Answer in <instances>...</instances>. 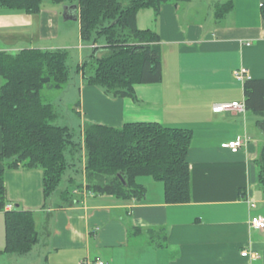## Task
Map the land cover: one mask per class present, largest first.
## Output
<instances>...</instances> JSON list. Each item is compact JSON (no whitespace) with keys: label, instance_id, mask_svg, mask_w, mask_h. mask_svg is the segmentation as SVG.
<instances>
[{"label":"crops","instance_id":"1","mask_svg":"<svg viewBox=\"0 0 264 264\" xmlns=\"http://www.w3.org/2000/svg\"><path fill=\"white\" fill-rule=\"evenodd\" d=\"M238 1L233 0V10L221 20L206 6L204 22L192 21L186 10L181 19L178 4H162L158 12L140 9L138 28L154 30L160 38L161 80L135 84L132 96L118 98L90 86L78 70L75 78L80 93L75 111L83 123L120 127L126 122H157L191 131L189 201L166 203L163 182L149 175L136 178L145 188L140 199L94 194L81 185L82 172L81 184L68 195L66 185L59 187L47 206L41 167L4 168L9 204L44 203L36 211L38 217L32 211L39 233L32 249L23 256L3 252L2 229L0 258L9 264H264V228L253 229L249 223L252 216H264V192L257 178L264 132L252 126L261 117L249 111L212 110L214 103L244 99L243 83L233 77L235 69L244 67L250 79H264V0L246 1L252 20L244 23L238 20ZM59 9L42 6L28 13L0 6V51L73 47ZM76 13L79 26L78 9ZM78 41L77 65L90 47L82 44L80 34ZM237 136L247 139L237 152L221 146ZM67 182L73 180L68 177ZM135 227L143 232L133 234ZM150 229L160 232L156 239L161 245L150 243ZM242 249L257 256L243 257Z\"/></svg>","mask_w":264,"mask_h":264},{"label":"trees","instance_id":"2","mask_svg":"<svg viewBox=\"0 0 264 264\" xmlns=\"http://www.w3.org/2000/svg\"><path fill=\"white\" fill-rule=\"evenodd\" d=\"M188 1L76 0L81 41L95 44L103 37V45L92 48L90 56L77 65L87 84L119 98L132 96L135 84L159 83L160 38L154 30L138 28L137 12L144 8L158 12L162 4ZM0 6L36 13L41 0H0ZM233 7V0L217 3L215 19L221 20ZM260 13L264 20V1ZM66 62L63 49L26 48L14 54L0 51V210L6 205L4 168L41 167L43 196L48 199L59 190L66 172L67 147L80 146L71 139L68 126L54 124L59 113L53 104L43 100L41 91L65 85L69 72ZM243 92L246 111L264 120V79L245 80ZM190 143L188 128L157 122H126L120 127L85 123V182L81 185L94 194L140 199L145 188L136 178L149 175L163 182L166 203L187 202ZM257 164V178L264 192V153ZM4 216L3 252L27 254L38 240L33 212L14 207L4 211ZM141 232L139 227L133 228V234ZM159 233L153 229L146 232L150 243L161 245L156 239ZM164 237L162 234V241Z\"/></svg>","mask_w":264,"mask_h":264},{"label":"rangeland","instance_id":"3","mask_svg":"<svg viewBox=\"0 0 264 264\" xmlns=\"http://www.w3.org/2000/svg\"><path fill=\"white\" fill-rule=\"evenodd\" d=\"M247 0H239L238 4L235 5V8L238 9V20L240 22H247L252 20V17L246 13V3ZM216 0H191L190 2H177L178 5H180L178 11H179V16L182 19L183 14L186 10V15L190 16L193 20H201L202 22L205 21V18L207 16L206 13V6L210 8V13L211 15H214V10H215V3ZM76 4V0H65L63 2H56L53 0H41V7L44 6H50V7H58L60 8V14L62 16L63 14V7ZM189 5V6H187ZM200 8L199 12H195L196 8ZM150 10H153L150 8ZM209 15V16H211ZM210 18V17H209ZM63 17L61 18V23L64 25V27H67L68 34L72 36V44L74 45L68 50H64L67 53V65H68V79L65 85L58 89V90H53V89H47L44 88L42 91L43 93V100L47 103L53 104L56 110L59 113V117L53 121L54 124L57 125H66L70 128L71 131V139L78 143L80 146L78 148V145L76 146H68L66 151H65V158L67 160V169L65 170L66 172L64 173L63 180L61 181L59 187L61 188L62 186L66 185L67 187V195L70 193L71 188L74 185L81 184L82 182V172L84 174V164H85V155H84V144H83V134H84V126L85 123L81 121V119L78 117L76 111H75V105L78 103L79 100V84L78 82L75 81V78L77 77L78 71H77V56H78V49H76L77 44L80 42L78 41V34H79V26H78V21H73V20H67L66 22H63ZM83 45H90L89 49H84V57L85 55H89L91 53L90 48H95L99 45H103V37H100L95 44H89V43H83ZM11 54H14L15 52H9ZM91 72V71H89ZM1 79V78H0ZM249 116L253 117L251 113H248ZM85 122L87 120H84ZM87 123V122H86ZM253 128H255V123L252 122ZM73 147V148H71ZM85 175V174H84ZM70 177L73 182L68 183L67 179ZM14 193L21 194L24 196L23 192L13 189ZM28 193V192H27ZM22 198V197H21ZM6 204L10 203L9 199L5 196L4 198ZM18 203L19 209H29L34 212V214L38 217V213L36 212L38 208H41V205H36L37 207H31V205H26L23 202H16ZM14 201L11 203L13 206L16 204ZM53 203V202H52ZM29 204V203H27ZM45 205H50L49 198L45 199ZM4 214H0V231L3 229L4 231ZM37 227V225H36ZM38 229V228H37ZM38 231V230H37ZM39 237V233H38ZM37 241V240H36ZM5 245V243H4ZM4 247V246H3ZM0 264H9V261H6V259L0 258Z\"/></svg>","mask_w":264,"mask_h":264},{"label":"built area","instance_id":"4","mask_svg":"<svg viewBox=\"0 0 264 264\" xmlns=\"http://www.w3.org/2000/svg\"><path fill=\"white\" fill-rule=\"evenodd\" d=\"M246 45H249V43H246ZM233 77L234 79H236L237 81L243 83L245 80L250 79V75L248 73V70L245 69L244 67H240V69H235L233 71ZM212 110L215 112H221V111H235V112H241V113H245L246 112V106H245V102L244 99L240 100V101H231V102H223V103H214L212 105ZM247 141V139L244 136H237L232 140H229L225 143H223L221 146L224 148H227L230 150V152H237L239 150V148L245 144V142ZM84 192L85 188H84ZM14 206L12 204H6L3 209L5 211L11 210L13 209ZM250 221V226L253 229H263L264 228V216H252L251 218H249ZM240 255L243 257H251V258H255L257 256V253H255L254 251H249L247 249H242L240 252ZM95 264H104L101 261L96 262Z\"/></svg>","mask_w":264,"mask_h":264},{"label":"water","instance_id":"5","mask_svg":"<svg viewBox=\"0 0 264 264\" xmlns=\"http://www.w3.org/2000/svg\"><path fill=\"white\" fill-rule=\"evenodd\" d=\"M77 9H78L77 4L64 6L63 7V14H62L63 20L64 21H67V20H74L75 21V20H77V13H76ZM256 126L259 130L264 132V120L258 121Z\"/></svg>","mask_w":264,"mask_h":264}]
</instances>
